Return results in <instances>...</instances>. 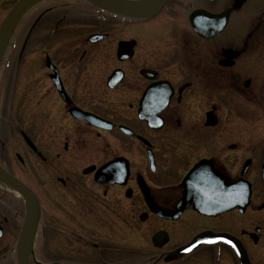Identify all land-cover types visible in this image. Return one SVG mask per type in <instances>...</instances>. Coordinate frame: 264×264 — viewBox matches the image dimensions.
<instances>
[{
  "label": "flooded vegetation",
  "instance_id": "flooded-vegetation-1",
  "mask_svg": "<svg viewBox=\"0 0 264 264\" xmlns=\"http://www.w3.org/2000/svg\"><path fill=\"white\" fill-rule=\"evenodd\" d=\"M99 1H37L5 40L0 168L23 194L0 183V264L25 196L28 264H264V0Z\"/></svg>",
  "mask_w": 264,
  "mask_h": 264
},
{
  "label": "water",
  "instance_id": "water-1",
  "mask_svg": "<svg viewBox=\"0 0 264 264\" xmlns=\"http://www.w3.org/2000/svg\"><path fill=\"white\" fill-rule=\"evenodd\" d=\"M37 1L40 0H19L15 4L12 12L6 17V19L4 20V22L0 27V54L1 51L3 50L5 40L8 37L9 32L14 26V24H16L17 20L20 17V14H22L29 6H31ZM89 1H92L95 4L100 5L99 0H89ZM132 4L133 3H129V2L128 3L119 2L117 8H119V10L122 12L127 11V13L125 14H128L129 12H134V8L132 7ZM155 7H156V3L152 2L150 4V10H153L152 8ZM138 10L140 13H142V11H144L145 9H141V7H139ZM0 183L8 184L13 187H16V190L20 194H23V191H21V187L19 186V184L13 183L9 178V176L1 168H0ZM25 198L27 204L26 218H25L24 227L18 239V244L16 249V264H28V257L31 251V243L33 239L34 224L37 219V209L34 206L32 199H30L27 196H25Z\"/></svg>",
  "mask_w": 264,
  "mask_h": 264
},
{
  "label": "rangeland",
  "instance_id": "rangeland-1",
  "mask_svg": "<svg viewBox=\"0 0 264 264\" xmlns=\"http://www.w3.org/2000/svg\"><path fill=\"white\" fill-rule=\"evenodd\" d=\"M254 2H258V0H253ZM252 7H256V6H252ZM256 14H258V12L256 13ZM258 49V48H257ZM256 48L251 52L252 54L257 50ZM257 57H260L259 55H256ZM258 66V65H257ZM256 66V67H257ZM257 74H258V67H257Z\"/></svg>",
  "mask_w": 264,
  "mask_h": 264
},
{
  "label": "snow or ice",
  "instance_id": "snow-or-ice-1",
  "mask_svg": "<svg viewBox=\"0 0 264 264\" xmlns=\"http://www.w3.org/2000/svg\"><path fill=\"white\" fill-rule=\"evenodd\" d=\"M229 243H231V242L229 241Z\"/></svg>",
  "mask_w": 264,
  "mask_h": 264
}]
</instances>
